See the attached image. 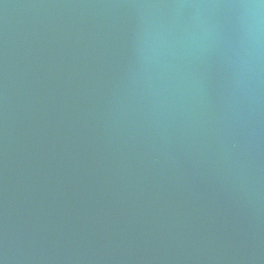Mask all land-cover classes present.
I'll use <instances>...</instances> for the list:
<instances>
[{"label":"water","instance_id":"water-1","mask_svg":"<svg viewBox=\"0 0 264 264\" xmlns=\"http://www.w3.org/2000/svg\"><path fill=\"white\" fill-rule=\"evenodd\" d=\"M239 2L0 0V264H264Z\"/></svg>","mask_w":264,"mask_h":264},{"label":"clouds","instance_id":"clouds-1","mask_svg":"<svg viewBox=\"0 0 264 264\" xmlns=\"http://www.w3.org/2000/svg\"><path fill=\"white\" fill-rule=\"evenodd\" d=\"M238 18L251 48L264 43V0H240Z\"/></svg>","mask_w":264,"mask_h":264}]
</instances>
